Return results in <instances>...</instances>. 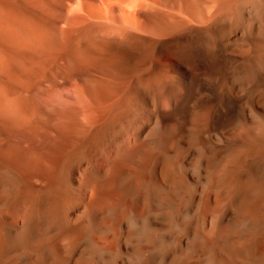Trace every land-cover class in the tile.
<instances>
[{
    "label": "bare ground",
    "instance_id": "obj_1",
    "mask_svg": "<svg viewBox=\"0 0 264 264\" xmlns=\"http://www.w3.org/2000/svg\"><path fill=\"white\" fill-rule=\"evenodd\" d=\"M78 6L75 72L0 15V264H264V0Z\"/></svg>",
    "mask_w": 264,
    "mask_h": 264
},
{
    "label": "rangeland",
    "instance_id": "obj_2",
    "mask_svg": "<svg viewBox=\"0 0 264 264\" xmlns=\"http://www.w3.org/2000/svg\"><path fill=\"white\" fill-rule=\"evenodd\" d=\"M80 1L81 0H0V15L2 17L8 14L9 15L11 14L10 15L11 17L12 15H14V13H15L14 17H17V18L18 16L21 15L24 18L23 21H26V23L31 28L33 26L32 28L33 34L38 33L37 34L38 36H36L37 38L35 37L36 34L33 35L35 42L33 41L32 44H28L22 47L21 51L20 50L16 51L15 47L12 48V47L7 46L5 50V54H4L5 59L8 61V62L6 61L7 62L6 64H11L12 65L11 67L20 68L23 71L40 69V68L44 69L45 67H47L48 59L51 55H53L52 53H58L57 55L56 54L54 55L56 56L59 55L60 57L61 55L64 56L65 54H67L70 50V53L73 52L72 58H71L72 61L69 62V60L68 61L66 60L67 62H65L64 64L66 68H71L75 66V63H76V66H78L77 68H79V65H80L79 62L81 61V57L77 54V52H74L75 48L72 49V47L74 46V44L77 42L78 38L80 37V31H79L80 25L78 23V20H79L78 4H80ZM25 17L27 19H25ZM35 27L37 28L35 29ZM37 29H38V32H35ZM98 38L102 41V38L100 35H98ZM89 39H91V36L89 37ZM70 41H72L73 43ZM14 51L15 53L12 54L11 52H14ZM29 53H31V55ZM47 54L49 55V57ZM28 55H29V58H28ZM117 61L119 62L121 61V59H117ZM122 63H124V61ZM126 66H128V63ZM140 67L142 66H138L135 69L136 71L134 70L131 72L133 73L139 72V71L141 72L143 69ZM77 68L74 67L73 69L71 68V70L75 72V69ZM131 72L128 74H131ZM128 74L126 73L125 76L123 75L124 77H121L122 76L121 75L119 79L121 78L126 79V77L128 79L129 78ZM127 79L126 80L121 79L120 81H122L121 83H125ZM118 81L119 80H117V82ZM114 82H116V80Z\"/></svg>",
    "mask_w": 264,
    "mask_h": 264
}]
</instances>
